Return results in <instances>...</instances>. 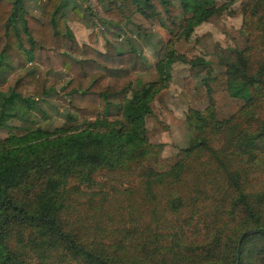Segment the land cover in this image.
<instances>
[{
    "label": "trees",
    "instance_id": "trees-1",
    "mask_svg": "<svg viewBox=\"0 0 264 264\" xmlns=\"http://www.w3.org/2000/svg\"><path fill=\"white\" fill-rule=\"evenodd\" d=\"M38 5L41 18L0 0V128L31 122L51 93L65 121L92 122L0 139V264H264V0L245 3V44L224 65L239 108L222 120L210 106L190 110L193 135L162 170L148 163L157 151L144 127L162 85L126 99L147 67L140 54L79 43L68 22L82 20L80 8ZM214 12L213 0H110L101 15L113 26L156 17L188 37ZM163 63L170 58L156 66L165 81ZM59 70L68 78L55 91L47 72Z\"/></svg>",
    "mask_w": 264,
    "mask_h": 264
},
{
    "label": "rangeland",
    "instance_id": "rangeland-1",
    "mask_svg": "<svg viewBox=\"0 0 264 264\" xmlns=\"http://www.w3.org/2000/svg\"><path fill=\"white\" fill-rule=\"evenodd\" d=\"M40 0H21L24 10L30 15L41 18ZM110 0H65L62 8L68 12L71 7L80 8L85 26H78L81 21H72L68 26L79 43L91 45L103 51L105 43L111 44L117 51L134 50L140 54L146 64V70L132 75L131 87L127 91L128 100L131 93L150 82L159 84V90L150 100L151 113L144 118V127L148 142L157 151L156 156L148 163L155 170L166 169L179 156L182 148L187 146L193 135L192 126L186 122L190 110L204 111L210 106L217 120L227 118L240 106V101L227 95L225 86V62L233 59L235 48H242L246 37L240 32L244 8L247 0H213L215 12L205 22L195 26L188 37L180 30L169 31L158 25L156 17L144 18L133 14L119 25L104 22L102 12ZM180 26L183 25L182 17ZM88 41H81L79 29ZM92 38V41L89 39ZM170 58L167 77L163 81V72L156 66ZM202 60L208 62L207 67L193 68L189 61ZM163 71V69L161 70ZM47 76L57 81L53 85L58 91L65 83L68 74L63 71H48ZM188 79V81H187ZM59 81V82H58ZM200 86L202 96L196 98L197 87ZM8 89L0 86V92ZM38 108L31 114V122L17 120L8 121V127L0 128V139L10 133L20 135L37 127L51 131L54 128H79L92 122L86 119L80 123L64 120L66 107L55 99L51 93L38 100ZM117 117L116 111H110L109 120Z\"/></svg>",
    "mask_w": 264,
    "mask_h": 264
},
{
    "label": "crops",
    "instance_id": "crops-1",
    "mask_svg": "<svg viewBox=\"0 0 264 264\" xmlns=\"http://www.w3.org/2000/svg\"><path fill=\"white\" fill-rule=\"evenodd\" d=\"M70 23H71V22H69V24H70ZM71 24H73V23H71ZM77 24H79L78 26H85V23H84L83 21H81V22H79V23H77ZM81 29H84V28H80V29H79V32H80L79 35H80V37H81V41L84 40V42H86V41H88V39H83V38H85V36H86L87 33H84V34H83V30H81ZM84 30H85V29H84ZM83 35H85V36H83ZM77 40H78V39H77ZM78 41H79V40H78Z\"/></svg>",
    "mask_w": 264,
    "mask_h": 264
}]
</instances>
